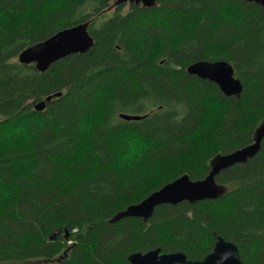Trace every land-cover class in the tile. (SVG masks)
Instances as JSON below:
<instances>
[{
  "label": "trees",
  "instance_id": "obj_1",
  "mask_svg": "<svg viewBox=\"0 0 264 264\" xmlns=\"http://www.w3.org/2000/svg\"><path fill=\"white\" fill-rule=\"evenodd\" d=\"M82 22L94 39L84 53L43 72L18 62L28 45ZM199 60L227 61L240 97L188 74ZM263 120L264 6L0 0V264H129L155 248L197 260L216 236L236 244L241 264H264V140L215 176L220 197L112 220L181 175L204 178Z\"/></svg>",
  "mask_w": 264,
  "mask_h": 264
},
{
  "label": "water",
  "instance_id": "obj_2",
  "mask_svg": "<svg viewBox=\"0 0 264 264\" xmlns=\"http://www.w3.org/2000/svg\"><path fill=\"white\" fill-rule=\"evenodd\" d=\"M157 0H116V4H141L151 7ZM264 6V0H241ZM94 39L88 31V22L60 29L42 41L25 47L17 56L21 64H33L35 69L43 72L56 61L75 53H84L93 45ZM186 72L201 79L214 82L224 96L240 97L241 81L234 76L233 67L225 60H199L189 64ZM61 93L56 92L35 102L33 109L42 111L45 104ZM118 117L125 120H138L142 116L136 114L119 113ZM264 140V120L255 128L252 142L229 153L217 154L209 162L210 170L199 180H192L184 174L164 184L151 192L140 202L127 206L118 212L112 220L121 217L140 218L146 221L153 214L154 208L162 204L175 205L188 201L196 202L204 199H215L223 195L224 189L215 181V176L223 169L237 163H244L252 158L260 149ZM111 220V221H112ZM54 237V236H51ZM67 237V234H65ZM65 250L61 257L66 255ZM60 258L58 259V261ZM129 264H241L237 246L234 242L216 236V241L209 253L202 259H187L183 252L163 253L160 248L146 252H132L127 256Z\"/></svg>",
  "mask_w": 264,
  "mask_h": 264
},
{
  "label": "rangeland",
  "instance_id": "obj_3",
  "mask_svg": "<svg viewBox=\"0 0 264 264\" xmlns=\"http://www.w3.org/2000/svg\"><path fill=\"white\" fill-rule=\"evenodd\" d=\"M126 6L125 7H127V4H125ZM124 9H126V8H124ZM208 116H211V112L209 113V115ZM54 263V262H53Z\"/></svg>",
  "mask_w": 264,
  "mask_h": 264
}]
</instances>
